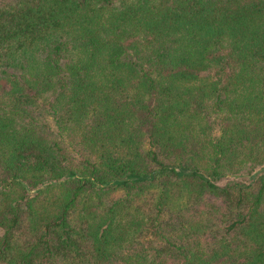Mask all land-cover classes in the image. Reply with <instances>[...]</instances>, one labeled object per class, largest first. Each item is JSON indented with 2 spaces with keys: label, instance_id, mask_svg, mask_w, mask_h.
Wrapping results in <instances>:
<instances>
[{
  "label": "trees",
  "instance_id": "1",
  "mask_svg": "<svg viewBox=\"0 0 264 264\" xmlns=\"http://www.w3.org/2000/svg\"><path fill=\"white\" fill-rule=\"evenodd\" d=\"M0 264H264V0H0Z\"/></svg>",
  "mask_w": 264,
  "mask_h": 264
}]
</instances>
